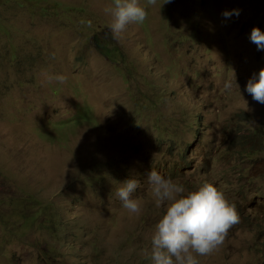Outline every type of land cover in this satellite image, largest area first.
Listing matches in <instances>:
<instances>
[{
    "label": "rangeland",
    "instance_id": "rangeland-1",
    "mask_svg": "<svg viewBox=\"0 0 264 264\" xmlns=\"http://www.w3.org/2000/svg\"><path fill=\"white\" fill-rule=\"evenodd\" d=\"M112 3L0 0V264H152L151 168L243 214L199 264H264V0H157L119 41Z\"/></svg>",
    "mask_w": 264,
    "mask_h": 264
},
{
    "label": "clouds",
    "instance_id": "clouds-1",
    "mask_svg": "<svg viewBox=\"0 0 264 264\" xmlns=\"http://www.w3.org/2000/svg\"><path fill=\"white\" fill-rule=\"evenodd\" d=\"M156 3L157 0H146V4H141L140 0H113L112 5L104 9L112 18L108 24L112 38L119 41L130 24H142L147 19V7ZM234 11L239 15V10ZM232 14L229 11L223 13L226 18ZM91 23L87 21L89 26ZM250 41L258 50H264V31L254 27ZM58 79L64 80L63 77ZM225 86L231 87V82ZM245 91L255 101L264 103V68L253 73ZM252 132L258 133L255 129ZM146 180L157 207L166 206L151 238L152 264H199L198 257L211 255L224 243L235 225L243 224L242 212L214 182H204L195 190L186 192L183 185L152 168ZM140 184V179L133 177L124 181L116 192L122 207L130 213L141 211V202L133 196Z\"/></svg>",
    "mask_w": 264,
    "mask_h": 264
}]
</instances>
